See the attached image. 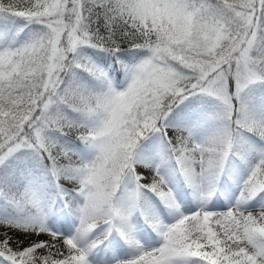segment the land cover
Here are the masks:
<instances>
[{
	"label": "snow or ice",
	"instance_id": "snow-or-ice-1",
	"mask_svg": "<svg viewBox=\"0 0 264 264\" xmlns=\"http://www.w3.org/2000/svg\"><path fill=\"white\" fill-rule=\"evenodd\" d=\"M0 264H264V0H0Z\"/></svg>",
	"mask_w": 264,
	"mask_h": 264
},
{
	"label": "rangeland",
	"instance_id": "rangeland-1",
	"mask_svg": "<svg viewBox=\"0 0 264 264\" xmlns=\"http://www.w3.org/2000/svg\"><path fill=\"white\" fill-rule=\"evenodd\" d=\"M41 239H48V237H41Z\"/></svg>",
	"mask_w": 264,
	"mask_h": 264
}]
</instances>
